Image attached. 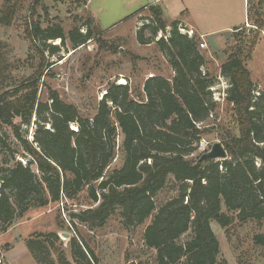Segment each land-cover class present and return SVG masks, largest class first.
<instances>
[{
  "label": "trees",
  "instance_id": "trees-1",
  "mask_svg": "<svg viewBox=\"0 0 264 264\" xmlns=\"http://www.w3.org/2000/svg\"><path fill=\"white\" fill-rule=\"evenodd\" d=\"M262 3L253 13L256 30L244 32L238 40L235 34V46L225 50L219 67V75L228 82L225 99L238 123V135L223 141L224 160L187 158L203 132L198 124L215 110L211 87L217 78L205 67L199 37L182 32L185 27L179 20L167 23L159 4L147 6L149 23L135 35L140 44L155 41L173 75L148 77L144 100L132 98L128 84L113 83L95 110L83 115L56 90L48 89L45 101L41 99L40 79L49 65L43 55L36 72L12 87L5 86L8 75L0 66V151L8 150L0 160V234L30 208L74 200L87 189L92 205L69 212L68 228L74 229L76 222L90 230L101 228L116 210L125 228L152 216L142 239L155 251L154 264H228L219 257L211 223L230 236L235 222L264 220V91H256L245 63L264 27ZM13 15L14 9L4 6L0 23L9 25ZM26 31L33 42L68 39L74 48L95 36L98 41L103 32L91 14L67 34L59 25L42 28L39 23L29 24ZM158 32L163 35L155 40ZM46 45L51 54L59 49ZM31 123L35 130L29 140ZM4 126L11 128L18 149L11 148ZM117 146L121 161L111 167ZM19 152L26 163L16 159ZM168 183L175 186L176 195L157 206L155 197ZM56 224L64 222L58 219ZM74 233L68 240L71 259L56 232L35 233L24 242L37 264H99L93 249ZM252 243L264 247V234H254ZM238 264H245L240 256Z\"/></svg>",
  "mask_w": 264,
  "mask_h": 264
},
{
  "label": "rangeland",
  "instance_id": "rangeland-1",
  "mask_svg": "<svg viewBox=\"0 0 264 264\" xmlns=\"http://www.w3.org/2000/svg\"><path fill=\"white\" fill-rule=\"evenodd\" d=\"M230 1L229 3V0H161L157 3L163 9L164 19L168 22L185 18L200 28L205 27L207 18L216 19V23L219 22V26L216 27L230 23V18H234L232 19L234 23L240 24L249 13V25L233 29L223 49L210 51V48L215 47L211 42L208 50L200 49L206 57V69L217 78L211 87L216 107L208 118L198 124L203 132L196 149L187 156L188 159H197L208 151L214 142L223 145V141L228 137L238 135L236 114L232 104L225 99L228 82L219 75V67L225 60V50L229 51L235 46L234 35L237 34L238 40L243 37L244 32L249 34L250 28L252 31L256 30L253 13L260 2L263 3L259 11L263 13L264 0H246L245 6L243 0ZM146 2L147 0H91L89 10H95V23L103 32L98 41L95 36L93 40L74 48L68 39H65L64 43L60 39L47 41L36 39L33 42L28 37L26 28L34 23H39L42 28L59 25L67 34L72 28L81 27L83 20L91 13L81 0H0V14L4 6L14 9L11 23L9 25L0 23V66L5 67L8 75L5 86L12 87L21 79L35 73L41 65L43 55L45 61L49 63L43 68L39 85L40 96L44 101L48 89H53L63 101L75 105L81 114L89 115L113 83L128 84L130 96L144 100L143 83L148 77L162 76L170 79L173 75L155 41L140 44L136 39V30L149 23L150 12L145 8L136 15L132 13L142 8ZM224 17L225 22L221 23ZM180 30L187 33L186 29ZM148 34V31H145V36ZM162 35V32H158L155 40ZM257 35L260 40L255 45L250 59H246L245 63L251 80L256 85V91H264V27L263 30H258ZM218 38L215 40L216 46L218 43L221 45L223 39L221 35ZM250 40V36L245 38L244 45L248 46ZM46 44L57 45L59 49L51 54ZM121 80L124 83H120ZM16 123H19L18 119ZM2 128L9 135L8 142H11V148L18 149L11 128L5 126ZM22 129L24 130V127ZM34 130L35 125L31 123L26 133L29 140L33 139ZM7 151V149L0 151V160H3L2 157ZM16 155L17 160L22 164L26 163L21 157V152ZM121 157V149L117 146L116 157L111 167L119 165ZM31 169L38 173L34 164L31 165ZM86 191L87 189H84L74 200H63L67 219L69 212L92 205L86 197ZM175 195V186L168 183L156 195L155 202L158 206ZM151 218L152 216L147 218L141 225L125 228L119 210H116L101 228L90 230L85 224L76 222L73 229L68 228L67 222L62 218L58 202L51 201L44 207L30 208L22 217L16 218L5 233L0 234V257L2 264H37L26 248L25 239L35 233L56 232L63 242L66 256L71 259L68 240L75 234V230L76 234L93 249L99 264H154L155 251L147 248L142 239L144 228ZM58 219L63 220L64 224L58 226L56 224ZM211 228L219 241V257L222 260L225 259L228 264H238L240 256L245 264H264V247L252 243L254 234H264V220L260 223L235 222L231 227L230 236L226 235L216 222L211 223ZM64 233L69 236L65 237ZM52 258L54 259V256Z\"/></svg>",
  "mask_w": 264,
  "mask_h": 264
},
{
  "label": "crops",
  "instance_id": "crops-1",
  "mask_svg": "<svg viewBox=\"0 0 264 264\" xmlns=\"http://www.w3.org/2000/svg\"><path fill=\"white\" fill-rule=\"evenodd\" d=\"M90 1L91 0H88L87 1L86 7H87L89 13L91 12L90 14L93 15V16L91 15L93 17V19H95L94 18L95 17V14H96L95 13V10H93V9H90L89 10V8H90ZM160 1L159 0H147L146 4L143 5L142 8L145 9V8H147V6L152 5V4H157ZM245 1L246 0H243V6H245ZM230 2L231 1L229 0V3ZM140 9L141 8H138V9H136V11H138ZM162 11H163V9H162ZM163 19H164V14H163ZM230 19H231L230 23L224 24V26H223V24H221L222 25L221 27H216V26H219V22L216 23V19L207 18L206 19L207 20V23H206L205 27H202V28H200L199 26H197L194 22H191V21L186 20L185 18L184 19H175V20H179L182 23V25L185 27L186 31L189 34H191V35L192 34H195V35H197L199 37V39H201V40H203L205 42L206 47L203 48V49H207L208 50V48H210L209 47V43L211 42L212 44L215 45V47L210 48V51H216V50L218 51V50L223 49V46L225 45V43L228 42V40H229V38L231 36V35L229 36V34H230V32L233 29H237V28L238 29H241L242 27H245L246 25H249L248 24V18H246L245 16L243 18V23H240V24L239 23H234L233 20H232L234 18H230ZM165 21L167 23H170L173 20L170 21V22H168L167 20H165ZM224 22H225V17L222 18L221 23H224ZM219 35H221L223 37V39L221 41L222 43H221V45H219V43H218V46H216V41L215 40H218L219 39L218 38ZM224 57H225V55H224ZM170 71L172 73V70L171 69H170Z\"/></svg>",
  "mask_w": 264,
  "mask_h": 264
},
{
  "label": "water",
  "instance_id": "water-1",
  "mask_svg": "<svg viewBox=\"0 0 264 264\" xmlns=\"http://www.w3.org/2000/svg\"><path fill=\"white\" fill-rule=\"evenodd\" d=\"M252 31V29H249V32ZM227 158V151L224 148V146L220 142H214L211 148L202 153L199 156V161L203 162L206 160H224ZM65 237H68L69 235L67 233H64Z\"/></svg>",
  "mask_w": 264,
  "mask_h": 264
},
{
  "label": "built area",
  "instance_id": "built-area-1",
  "mask_svg": "<svg viewBox=\"0 0 264 264\" xmlns=\"http://www.w3.org/2000/svg\"><path fill=\"white\" fill-rule=\"evenodd\" d=\"M188 33V32H187ZM189 34V33H188ZM191 35V34H189ZM198 47L200 49H203L206 47V44L203 40L199 41L198 43ZM63 200H66L65 198L61 199L59 202H58V206H59V209H60V213L62 215V218L67 222L68 225L69 224V219H67L66 215H65V212H64V206H63ZM0 264H2V258L0 257Z\"/></svg>",
  "mask_w": 264,
  "mask_h": 264
},
{
  "label": "bare ground",
  "instance_id": "bare-ground-1",
  "mask_svg": "<svg viewBox=\"0 0 264 264\" xmlns=\"http://www.w3.org/2000/svg\"><path fill=\"white\" fill-rule=\"evenodd\" d=\"M120 83H124V81H123V80H121V81H120Z\"/></svg>",
  "mask_w": 264,
  "mask_h": 264
}]
</instances>
